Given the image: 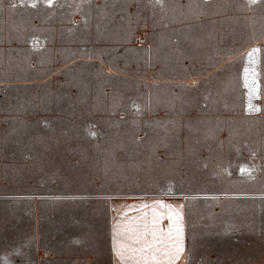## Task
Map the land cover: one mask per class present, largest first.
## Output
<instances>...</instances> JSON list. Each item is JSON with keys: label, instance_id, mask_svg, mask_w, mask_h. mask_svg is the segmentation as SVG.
I'll use <instances>...</instances> for the list:
<instances>
[{"label": "rangeland", "instance_id": "obj_1", "mask_svg": "<svg viewBox=\"0 0 264 264\" xmlns=\"http://www.w3.org/2000/svg\"><path fill=\"white\" fill-rule=\"evenodd\" d=\"M186 3L194 17L220 12V0ZM229 4L245 7L243 0ZM173 5L176 0H0V152L20 163L2 167L0 178L87 196L94 210L96 200L116 195L182 196L190 264H264V113H242L241 94L231 91L236 64L195 87L154 85L151 108L144 84L117 72L138 69L107 70L118 58L141 64L136 23L151 13L157 25L161 13L173 15ZM227 20L231 42L264 35V26ZM180 35L184 51L176 57L173 35L163 33V52L176 59L169 67L182 69L183 54L215 62L220 23H196ZM153 41L160 57V31ZM75 57L82 59L44 79ZM100 209L106 218V205Z\"/></svg>", "mask_w": 264, "mask_h": 264}, {"label": "crops", "instance_id": "obj_2", "mask_svg": "<svg viewBox=\"0 0 264 264\" xmlns=\"http://www.w3.org/2000/svg\"><path fill=\"white\" fill-rule=\"evenodd\" d=\"M243 1L244 8L234 9L229 0H220L219 13L198 18L192 16L187 0H176L173 15L169 17L167 13H161L155 18L157 25L152 22L154 16L151 13L143 23H136L139 30L135 44L145 50V59L141 64L126 63L118 58L114 65H109L102 58H97L99 64L112 66L107 68L109 72L116 66L138 69L139 72L135 74L117 72L135 77L144 84L150 108L153 105L154 85L177 87L187 83L195 87V83L210 76L215 70L221 69L224 72L230 65L236 64L237 81L231 91L241 94L242 113L260 115L264 113V35H258L249 42L236 43L224 35L229 30V17L244 19L246 27L255 29L264 26V0H255V3ZM132 9L129 8L128 15H132ZM206 21L220 23L221 36L216 37L213 43L216 50L219 48V53H215V62L210 61L208 64L206 60L183 54L177 58L182 69L170 68L169 64L176 59L163 52V33L170 32L173 35L171 45L177 57L184 51L180 30ZM159 31L160 57L153 41L154 34ZM230 46L233 47L231 51ZM81 59H70L60 68L50 71L44 79L52 78L62 68L78 63ZM172 69L176 72L172 73ZM196 70L198 74H195ZM2 83L0 81V85ZM9 163L17 165L10 166ZM18 165L20 163L16 161L4 159V154L0 152V171L2 167L8 169ZM40 184L38 181L19 182L11 178H0V264H124L113 248L114 227L132 228L141 233L147 229L144 234L147 240L153 241V233L156 234V240L161 237L166 239L170 226L174 230L177 222L183 229V251L174 260V264H190L188 208L184 197L164 194L116 195L103 201L96 200L98 206L94 210L89 208L91 199L87 196L41 191ZM104 205L108 210L106 218L100 211ZM160 260L162 264H167L163 256Z\"/></svg>", "mask_w": 264, "mask_h": 264}, {"label": "snow or ice", "instance_id": "obj_3", "mask_svg": "<svg viewBox=\"0 0 264 264\" xmlns=\"http://www.w3.org/2000/svg\"><path fill=\"white\" fill-rule=\"evenodd\" d=\"M46 2L51 3V0ZM250 2L255 3V0ZM244 170L242 166L241 171ZM146 232L147 229L144 230ZM144 233L132 228H113V248L124 264H162L161 256L167 264H174L183 251V229L180 224L177 222L174 230L170 226L166 239L161 237L156 240L153 233L154 239L149 241Z\"/></svg>", "mask_w": 264, "mask_h": 264}]
</instances>
